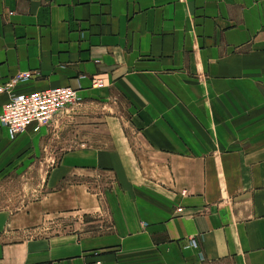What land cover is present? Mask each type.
Instances as JSON below:
<instances>
[{"label": "crops", "instance_id": "0c3cea01", "mask_svg": "<svg viewBox=\"0 0 264 264\" xmlns=\"http://www.w3.org/2000/svg\"><path fill=\"white\" fill-rule=\"evenodd\" d=\"M23 73L82 103L0 124L38 196L0 210V264H264V0H0V89Z\"/></svg>", "mask_w": 264, "mask_h": 264}, {"label": "built area", "instance_id": "2783aa9c", "mask_svg": "<svg viewBox=\"0 0 264 264\" xmlns=\"http://www.w3.org/2000/svg\"><path fill=\"white\" fill-rule=\"evenodd\" d=\"M35 77V73H23L12 78L0 89L9 95L8 102L0 107V124L12 137L23 134L28 128L36 131L46 126L80 101L77 90L70 87L17 92L16 87ZM188 247L197 249L198 244L195 240H190Z\"/></svg>", "mask_w": 264, "mask_h": 264}, {"label": "rangeland", "instance_id": "374dc122", "mask_svg": "<svg viewBox=\"0 0 264 264\" xmlns=\"http://www.w3.org/2000/svg\"><path fill=\"white\" fill-rule=\"evenodd\" d=\"M96 84H100V83H96ZM78 96H79V94H78ZM79 98H80V101L75 106L65 110L61 114L64 115V113L67 111H69L70 113H73L76 109H78L82 103V99L80 96H79ZM61 114H59V115H61ZM51 123L47 124L46 126L39 128L38 130L35 131V133L38 134L43 129L49 130V129L54 128V127L50 126ZM63 124L64 125H62L60 128L59 127L57 128L58 130L56 129V131L54 130L53 132H51L50 136H52V140L50 141L49 146L47 147V149L45 151L46 156H47V152L51 153L53 150H55L57 148H61V149L69 148V135L70 134L73 135L75 133V131H76L75 128L77 126H79V124L75 123L73 119L70 121H64ZM16 137L17 136L12 137V138L14 139ZM44 160L41 161V160H37V159H35V160L28 159L27 162H24V160H23L22 162L19 163V166H21V167H23V166H25V167H34V166L41 167V165L44 164ZM22 179L24 180V182H22ZM32 182L33 181H31L30 178H28V177L27 178L26 177L20 178L18 175H12V176H9L7 178H6V176L3 178H0V210L10 209L11 212H14L21 207V200H24V202L25 201L26 202L27 201L28 202L29 201H31V202L37 201V199H38L37 194L35 192L31 191V186L36 185V184H33ZM190 240H195V239L192 238V239L186 240L184 247L194 249V248L188 247ZM197 244H198V242H197ZM199 248L200 247L198 244V248L194 249V250H199Z\"/></svg>", "mask_w": 264, "mask_h": 264}]
</instances>
